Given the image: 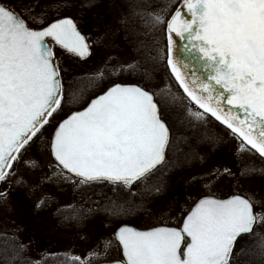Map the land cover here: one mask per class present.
I'll return each mask as SVG.
<instances>
[{
	"label": "snow or ice",
	"instance_id": "1",
	"mask_svg": "<svg viewBox=\"0 0 264 264\" xmlns=\"http://www.w3.org/2000/svg\"><path fill=\"white\" fill-rule=\"evenodd\" d=\"M30 8L21 4L17 12L0 0V182L9 185L14 164L31 149L34 137H43L49 118L105 77L100 70L65 80L54 48L85 58L91 51L87 37L73 18L49 21L42 14L37 19ZM184 8L185 14L177 9L166 25V63L187 97L204 110L189 109L190 114L203 120L210 113L240 139V151L264 160V0H184ZM149 22L153 27L164 23L159 15ZM174 38L202 54L207 78L183 73L187 65L172 57ZM155 59L164 57L158 52ZM155 95L137 84L115 83L83 110L62 118L50 143L58 166L80 184L107 182L136 195L132 186L145 184L164 166L170 146V129ZM160 95L166 99L167 94ZM5 195L0 192V198ZM256 204L241 195L205 197L180 228L142 231L124 224L115 233L122 264H235L234 246L245 236L258 237L252 252L264 259V235L254 231L264 211H254ZM105 210L112 216L127 212L115 201ZM70 259L88 264L79 256Z\"/></svg>",
	"mask_w": 264,
	"mask_h": 264
},
{
	"label": "rangeland",
	"instance_id": "2",
	"mask_svg": "<svg viewBox=\"0 0 264 264\" xmlns=\"http://www.w3.org/2000/svg\"><path fill=\"white\" fill-rule=\"evenodd\" d=\"M179 1L167 0L166 6L156 7L153 12L167 25L173 7ZM97 13V16H90L85 31L93 48L92 56L80 61L67 57L64 50L55 47L59 66L62 64L87 75L105 69L119 74L135 63L134 55L122 47L124 11L118 0H101ZM158 84L170 85L182 102L186 101L193 109L199 108L174 78L160 76ZM202 124L210 123L205 121ZM42 132L43 137L39 140L34 137L31 149L14 164L16 175L11 184L0 182V192L6 194L0 198V236L16 237L35 260L49 253L63 252L86 259L88 264L123 261L122 249L115 237L116 229L109 228L105 222L76 234L59 230L53 218L37 213L45 199H54L61 206L70 205L76 189L83 187L80 179L58 166L52 156L50 143L53 131L45 129ZM215 138L209 147H200L197 157L193 156L187 170L174 181L170 193L137 227H180L185 215L205 196L227 198L240 194L259 201L254 205V211H264V171H260L264 170V161L255 158L252 152L240 151V139L231 132L217 134ZM252 168L257 171H251ZM246 169L248 174L242 175ZM255 228L264 235V221H259Z\"/></svg>",
	"mask_w": 264,
	"mask_h": 264
},
{
	"label": "trees",
	"instance_id": "3",
	"mask_svg": "<svg viewBox=\"0 0 264 264\" xmlns=\"http://www.w3.org/2000/svg\"><path fill=\"white\" fill-rule=\"evenodd\" d=\"M4 1L10 3L18 12L21 11V4L24 8L31 5L30 15L37 19L42 14L47 16L49 21L64 16H72L84 32L87 29L90 16H97V11L101 7V0ZM181 1L173 7L174 10ZM118 2L124 11L122 47L134 55L135 63L131 65L133 67L125 68L119 74H114L105 69L103 79L94 87L88 88L75 102L64 107L62 113L59 115L54 113V118L50 117L49 124L45 125L41 132L45 129L54 131V127L62 118L76 109L83 108L91 98L105 91L110 85L129 81L138 83L157 94L155 98L159 103L161 115L171 129V142L164 166L159 167V171L148 177L145 184L139 182L134 184L131 189L132 192L136 193L134 196H128L125 190L116 185L102 182L83 184V187H78L73 202L67 206L59 205L54 199H45L42 204L43 207H38L36 210L37 213L49 215L53 218L56 227L64 232L80 234L99 222H105L111 229H117L123 224L136 226L142 224L153 208L170 193L174 181L187 170L188 164L194 160L193 158L199 152L200 147H209V144L216 141L217 134L225 135V133L231 132L210 113H205L203 120L192 116L189 109L200 112H204V110L193 109L186 104V101L182 102L170 85L158 84L159 77L163 75L169 79H175L166 63L168 58L166 24L164 22L153 27L149 22L151 18L156 16L153 9L166 6L167 0H118ZM25 19L27 20V17ZM29 23L31 24L30 21ZM57 52L58 50L55 49L56 56ZM158 52L164 57L163 60L155 59ZM64 54L69 58L78 59L69 53L64 52ZM60 68L61 75L65 80L88 76L85 73L64 67L62 64H60ZM180 88L182 89V87ZM161 92L167 94L163 101L161 100ZM205 121L209 122L211 126H204L202 122L205 123ZM255 158H259L258 154H255ZM125 199L129 202L124 203ZM113 201L118 205L123 204L124 208L127 209L126 214L112 216L109 211H106L105 209L110 207ZM254 231L260 233L256 228ZM257 240L258 237L250 236H245L243 240H239L234 250L235 264H264V259L252 252ZM70 258L71 256L63 252H55L35 260L29 250L16 237L0 236V264H71Z\"/></svg>",
	"mask_w": 264,
	"mask_h": 264
},
{
	"label": "water",
	"instance_id": "4",
	"mask_svg": "<svg viewBox=\"0 0 264 264\" xmlns=\"http://www.w3.org/2000/svg\"><path fill=\"white\" fill-rule=\"evenodd\" d=\"M4 2V1H3ZM177 9H180V10H182V14H185L186 12H187V9L186 8H184V0L181 2V4L178 6V8ZM176 9V10H177ZM176 10L174 11V13L171 15V17L175 14V12H176ZM66 17H69V18H73V17H71V16H66ZM171 17H170V19H171ZM61 18H63V17H61ZM74 19V18H73ZM170 19H169V21H170ZM75 20V19H74ZM80 29V28H79ZM81 30V29H80ZM82 33H83V31H82ZM84 34V33H83ZM175 39V44H174V46H173V52H172V57L174 58V59H179L181 62H183V64H185V65H187V67H185L182 71H183V73L184 74H186L187 76H188V78L189 79H191L194 75L195 76H199V77H202V78H207V75H208V73H207V71H206V69L204 68V63H205V61H204V59H203V57H202V54H200L198 51H196V50H194V49H191V47L189 46V48H185V44L187 43V41H185V40H181V39H179V38H174ZM87 41H88V39H87ZM88 43H89V41H88ZM90 45V44H89ZM90 49H91V51H90V55L89 56H87V57H85V58H80V59H82V60H87L90 56H91V54H92V48H91V46H90ZM121 84H136V83H121ZM137 85H139V84H137ZM111 86H113V85H111ZM110 86V87H111ZM139 86H141V85H139ZM109 88V87H108ZM107 88V89H108ZM106 89V90H107ZM105 90V91H106ZM147 90V89H146ZM104 91V92H105ZM101 94H103V92L102 93H100L99 95H101ZM98 96V95H97ZM97 96H95V97H93L92 99H94V98H96ZM91 99V100H92ZM90 100V101H91ZM154 100H156L155 99V96H154ZM90 101L88 102V103H90ZM158 103V102H157ZM88 105V104H87ZM86 105V106H87ZM85 106V107H86ZM85 107H83V108H85ZM83 108H81V109H78V110H83ZM158 108L160 109V106H159V104H158ZM78 110H74V111H78ZM66 118V117H65ZM166 122V121H165ZM167 124V123H166ZM167 126H168V124H167ZM169 127V126H168ZM170 139H171V131H170ZM166 154H167V150H166ZM57 162V161H56ZM58 163V162H57ZM62 167V166H61ZM159 167V166H158ZM67 171V170H66ZM74 175V174H73ZM75 176V175H74ZM235 195H240V194H235ZM232 196V195H231ZM231 196H229V197H231ZM241 196H243V195H241ZM205 197H211V198H216V199H227V198H229V197H227V198H217V197H214V196H205ZM205 197H203V198H205ZM243 197H245V196H243ZM203 198H201V199H203ZM245 198H247V197H245ZM199 202V200L195 203V205L197 204ZM195 205L191 208V210L195 207ZM190 210V211H191ZM190 211L186 214V216L190 213ZM186 216L184 217V219L186 218ZM184 219H183V222H184ZM183 222H182V225H183ZM124 225V224H123ZM123 225H121V226H123ZM128 226H131V227H134V228H136L137 230H150V229H152V228H154V227H151V228H148V229H140V228H138V227H136V226H134V225H132V224H127ZM182 225H181V227H182ZM175 227V228H180V227H176V226H169V225H159V226H155V227ZM255 227V226H254ZM118 230V229H117ZM116 230V231H117ZM116 233V232H115ZM115 237H116V235H115ZM118 241V240H117ZM119 242V241H118ZM121 246V245H120ZM236 246V245H235ZM235 246H234V249H235ZM182 247H183V245H182ZM121 248H122V246H121ZM234 249H233V252H234ZM122 254H123V251H122ZM124 257V256H123ZM124 259H125V257H124ZM93 264H122V261H112V262H99V263H93Z\"/></svg>",
	"mask_w": 264,
	"mask_h": 264
}]
</instances>
